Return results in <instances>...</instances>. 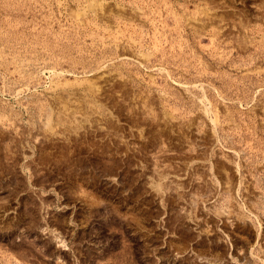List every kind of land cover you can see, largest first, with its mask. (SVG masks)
Here are the masks:
<instances>
[{"label": "rangeland", "instance_id": "rangeland-1", "mask_svg": "<svg viewBox=\"0 0 264 264\" xmlns=\"http://www.w3.org/2000/svg\"><path fill=\"white\" fill-rule=\"evenodd\" d=\"M0 264H264V0H0Z\"/></svg>", "mask_w": 264, "mask_h": 264}]
</instances>
